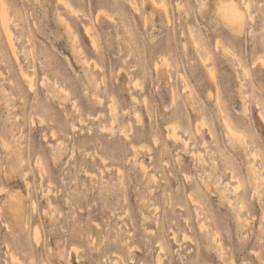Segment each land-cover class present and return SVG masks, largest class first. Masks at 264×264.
<instances>
[{
	"label": "rangeland",
	"instance_id": "1",
	"mask_svg": "<svg viewBox=\"0 0 264 264\" xmlns=\"http://www.w3.org/2000/svg\"><path fill=\"white\" fill-rule=\"evenodd\" d=\"M246 1L239 32L230 0H0V264H264V0Z\"/></svg>",
	"mask_w": 264,
	"mask_h": 264
},
{
	"label": "bare ground",
	"instance_id": "2",
	"mask_svg": "<svg viewBox=\"0 0 264 264\" xmlns=\"http://www.w3.org/2000/svg\"><path fill=\"white\" fill-rule=\"evenodd\" d=\"M60 1V0H59ZM61 1H64V0H61ZM3 3V2H2ZM67 3V2H66ZM246 3H249L248 1H246ZM67 5H69L70 6V4L69 3H67ZM167 7V6H166ZM70 8H71V6H70ZM241 11H243L242 9H241ZM12 20V19H11ZM224 20H225V22L229 25V26H231V28L232 29H234V30H236V31H239V32H241L243 29H244V26H243V28L242 29H240V28H237V27H234L231 23H229L228 22V20H226L225 19V16H224ZM0 25H1V27H2V29H3V31H4V33H5V35H6V37H7V39H8V41H9V44H10V47H11V49H12V51H13V53H15V48H14V43H13V36H12V34H11V31H10V29H9V14H8V11H7V8L5 7V5H4V7H3V9H2V15H0ZM88 30H89V27L87 28ZM87 33H88V31H87ZM95 38H92V42H93V44H95ZM261 60V59H260ZM211 75H212V73H211ZM23 76L27 79V83L29 84V87H33V76L31 75V74H28V73H26V72H24L23 73ZM263 117H264V115H262ZM225 119V118H224ZM42 120H43V118H42ZM229 122V121H228ZM229 125V124H228ZM175 127V126H174ZM230 127V129H231V132H234V131H236L231 125H229L228 126V128ZM176 130H175V128H173V132H175ZM174 134V133H173ZM172 135V134H171ZM175 135H177L176 134V132H175V134H174V136ZM180 135V134H179ZM176 137V136H175ZM181 139V138H180ZM142 164H143V162H142ZM232 172V171H231ZM240 182V181H239ZM3 190V189H2ZM5 191V190H4ZM2 192V191H1ZM16 199H18L16 196H14V200L12 201V203H11V206H10V208H9V210H10V213H9V216L10 217H7V220H6V225L8 226V227H12V224L13 223H18L19 225H21L22 226V224H23V221H24V215H25V211L23 210V207L22 206H20V202H19V200H16ZM200 204V203H199ZM243 207V206H242ZM26 223L27 222H25V226H26ZM218 234H219V232H218ZM39 236H38V233L37 232H35V238H36V240H38L39 238H38ZM220 242V241H219ZM38 243V242H37ZM221 243V242H220ZM75 246V245H74ZM133 247V246H132ZM161 248L160 249H164V245L163 244H161V246H160ZM76 248V247H75ZM257 252V251H256ZM11 257H13L14 258V256H11ZM16 257V256H15ZM15 259V260H14ZM13 260V262H14V264H20V262L18 261V258H14ZM17 259V260H16ZM116 262V261H115ZM115 264V263H114ZM159 264H163V262L159 259Z\"/></svg>",
	"mask_w": 264,
	"mask_h": 264
},
{
	"label": "snow or ice",
	"instance_id": "3",
	"mask_svg": "<svg viewBox=\"0 0 264 264\" xmlns=\"http://www.w3.org/2000/svg\"><path fill=\"white\" fill-rule=\"evenodd\" d=\"M159 7H164L163 4L158 5ZM207 6V0H204V3L201 4V8H204ZM3 5L0 4V15H2V9ZM218 8L221 9L222 12L225 11V8H227V11L225 13V19L228 20L229 23H231L234 27L242 29L245 25L246 21L249 19H254L250 15V11L248 13L241 11V8L245 9H251V4L245 3L242 5H237L235 3V0H230L229 4L227 6L223 4H218ZM261 7H264V4L261 5ZM218 44V42H217ZM260 63L264 64V60H261ZM231 132V129L229 130ZM233 136L235 133L232 134ZM241 140H243V137H240ZM0 191H3L0 189ZM237 191H239V188H237Z\"/></svg>",
	"mask_w": 264,
	"mask_h": 264
}]
</instances>
